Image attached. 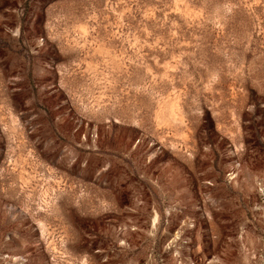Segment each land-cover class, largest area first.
Returning a JSON list of instances; mask_svg holds the SVG:
<instances>
[{"label": "rangeland", "instance_id": "rangeland-1", "mask_svg": "<svg viewBox=\"0 0 264 264\" xmlns=\"http://www.w3.org/2000/svg\"><path fill=\"white\" fill-rule=\"evenodd\" d=\"M0 264H264V0H0Z\"/></svg>", "mask_w": 264, "mask_h": 264}]
</instances>
